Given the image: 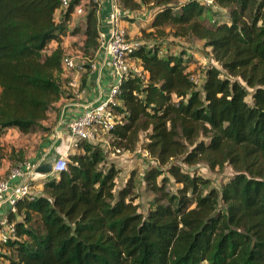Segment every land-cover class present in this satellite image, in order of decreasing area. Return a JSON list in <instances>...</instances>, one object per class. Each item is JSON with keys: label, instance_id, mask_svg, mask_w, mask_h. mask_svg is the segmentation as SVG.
<instances>
[{"label": "trees", "instance_id": "obj_1", "mask_svg": "<svg viewBox=\"0 0 264 264\" xmlns=\"http://www.w3.org/2000/svg\"><path fill=\"white\" fill-rule=\"evenodd\" d=\"M78 2L0 0V136L49 132L48 114L73 98L62 38L80 34L73 47L86 61L99 46L96 4L84 6L81 27L69 25ZM117 2L152 15L128 36L142 76H121L105 138L112 149L147 153L140 181L150 205L143 212L135 202L132 176L116 186L105 144L76 140L65 169L7 213L15 233L0 242V264H264V0ZM190 41L208 61L196 72ZM198 165L233 173L214 187Z\"/></svg>", "mask_w": 264, "mask_h": 264}, {"label": "built area", "instance_id": "obj_2", "mask_svg": "<svg viewBox=\"0 0 264 264\" xmlns=\"http://www.w3.org/2000/svg\"><path fill=\"white\" fill-rule=\"evenodd\" d=\"M202 4L211 6L213 0H199ZM70 0H60V9H66ZM91 2L96 4L98 15L103 8L104 2L107 4L108 12L106 15L107 31L99 29L98 31V51L96 57L106 56L109 59V67L113 71L114 79L111 87L107 92V97L85 106L81 115L67 121V130L69 136L73 139L72 147H76V140H85L105 144V136L109 135L116 123L114 106L116 105L115 96L118 93V85L121 76L132 71L135 75L142 76L141 70L130 61L131 55L138 47V42L129 39L127 27L123 22L126 18H134V14L122 11L117 0H79L73 8V15L82 17L84 15V6ZM83 58V57H82ZM85 60V58H83ZM92 72H96V64L93 60L88 61ZM62 65L66 72L69 73L66 86L71 90L73 98H77L80 75L85 71V66L77 56L67 55L62 59ZM191 81L198 84L200 78L193 75ZM9 130V129H8ZM106 145V144H105ZM67 154L56 157L49 173L44 177L63 171L66 167ZM36 165L33 161H25L20 166L13 168L6 177H0V207H8V212L15 213V204L19 199H32L35 192L33 191L34 170ZM15 228L12 223L6 220L0 223V242L4 243L8 238L14 236Z\"/></svg>", "mask_w": 264, "mask_h": 264}, {"label": "rangeland", "instance_id": "obj_3", "mask_svg": "<svg viewBox=\"0 0 264 264\" xmlns=\"http://www.w3.org/2000/svg\"><path fill=\"white\" fill-rule=\"evenodd\" d=\"M211 14V12L205 10L203 17H206L207 20L212 19ZM151 15V11L145 10L144 12H140L135 15V19H133V21H127L129 24H123L127 27L130 38L135 39L138 35L139 29H141V27H147L150 22ZM130 23H132V25H130ZM164 29L167 31L169 30V27H164ZM185 46L188 48L190 55L192 56L190 61V69H192V71L196 72L206 66L208 61L205 57V50L201 46L200 42H186ZM72 49L74 52L68 54L77 56L84 64L89 63L82 58L78 49L74 47ZM43 134L44 133L40 131L22 134L16 129L5 131L0 136V148L3 153V158L0 160V169L2 170V175L0 177H6L13 168L20 166L25 161L32 160L34 157L33 154L36 152L38 145L44 138ZM105 144L108 148V153L106 154L108 161L112 162L119 170V174L115 180L116 186H123L132 176L135 188L134 194L137 196L135 202L139 203L140 210L145 212L150 205L152 195L146 190L140 179L142 172L145 167L149 165L151 159L144 150H141L138 147L134 152H127L119 149H112L111 146L109 147L107 139ZM12 151H15V155ZM18 157H20V161L17 162L16 160ZM195 172L198 175L209 179L211 186L214 187L218 186L224 181V179L228 178L233 173L229 167H224L222 170H209L204 165H198Z\"/></svg>", "mask_w": 264, "mask_h": 264}, {"label": "crops", "instance_id": "obj_4", "mask_svg": "<svg viewBox=\"0 0 264 264\" xmlns=\"http://www.w3.org/2000/svg\"><path fill=\"white\" fill-rule=\"evenodd\" d=\"M105 1V0H104ZM103 8L98 15L99 29L107 31L106 15L108 12L107 4L104 2ZM58 13L55 15L58 18ZM135 19V18H134ZM123 24H129L123 22ZM69 25L81 27V17L72 15ZM132 25V23H130ZM82 40V36L78 35H66L62 38L61 46L68 53H73V45L79 44ZM55 46V42H52L48 49H52ZM96 64V72L89 70V75L86 77L85 85L80 90L79 85L77 87L78 97L68 99H61L57 104L56 112L48 114V119L44 122V125L49 127V132L44 133V138L38 145L36 152L33 154L32 160L36 165L34 170V183L33 191H39L41 188V180H43L45 165H51L53 160L61 155L72 152L71 144L73 139L69 136L67 130V121L73 119L82 114L85 106L92 105L93 103L100 101L107 97V92L113 83L114 75L112 69L109 67V59L106 56L96 57L93 59ZM80 84V79H79ZM14 130V129H9ZM48 134V136H47ZM46 136V137H45ZM2 170L0 169V176ZM8 213V207H0V223L6 220Z\"/></svg>", "mask_w": 264, "mask_h": 264}, {"label": "water", "instance_id": "obj_5", "mask_svg": "<svg viewBox=\"0 0 264 264\" xmlns=\"http://www.w3.org/2000/svg\"><path fill=\"white\" fill-rule=\"evenodd\" d=\"M50 170H51V165L47 164V165H45V169L43 172L47 174L50 172Z\"/></svg>", "mask_w": 264, "mask_h": 264}]
</instances>
